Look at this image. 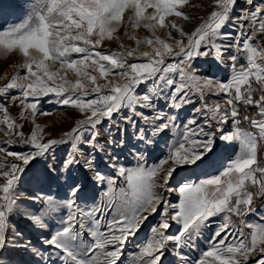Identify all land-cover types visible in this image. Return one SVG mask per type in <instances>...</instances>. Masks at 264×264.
<instances>
[{
	"label": "snow or ice",
	"instance_id": "1",
	"mask_svg": "<svg viewBox=\"0 0 264 264\" xmlns=\"http://www.w3.org/2000/svg\"><path fill=\"white\" fill-rule=\"evenodd\" d=\"M186 3L0 5V55L16 65L0 78V125L21 145L0 147V264H125L130 243L135 264H264V213L244 219L264 198V0H203L195 30L176 19L192 18ZM121 30L135 47H106ZM44 105L73 110L74 126L46 132Z\"/></svg>",
	"mask_w": 264,
	"mask_h": 264
},
{
	"label": "rangeland",
	"instance_id": "2",
	"mask_svg": "<svg viewBox=\"0 0 264 264\" xmlns=\"http://www.w3.org/2000/svg\"><path fill=\"white\" fill-rule=\"evenodd\" d=\"M21 2V0H0V5H4L5 7L11 6V5H17ZM30 3L33 5H39L41 3V0H30ZM185 11L189 13L191 19H198V17L206 15V13L202 10L203 9V0H187V3L183 6ZM27 16V13L25 14V17ZM25 17H21L20 19H17L14 16L9 17L10 22H20ZM166 19H168L166 17ZM182 19V18H181ZM190 20V19H189ZM128 31L131 34L138 35L141 38L151 37V32L148 29H136L131 30L128 29ZM161 31L159 28L157 29V35H161ZM121 36V40L110 42L106 45V47H110L112 50H119L120 43H124L125 45H130L132 47H135V41L129 40L128 37L123 36V30L119 33ZM154 38V37H153ZM161 38H166V32L161 35ZM143 48V46H141ZM0 78L11 76L16 71V65L13 63H9L8 57L0 55ZM2 68V69H1ZM209 73V71H206ZM2 82V81H0ZM11 112L15 113L16 109L14 106H9ZM189 110L181 109L180 112L177 114V123L181 125L183 122L187 119L188 116L191 115L190 108L191 106H186ZM45 110L48 112L47 115L44 116H38L37 123H39L46 132H50L53 134L55 138H59L60 135H62L63 131L70 130L71 127L74 126L75 123V113L73 110L62 108L59 105H44ZM23 123V121H20ZM107 121H105V127H107ZM30 124H26L24 128L20 129V131L25 132L26 134L30 132ZM7 125H0V147H9L12 149H19L21 145L19 144H12L10 143L12 140L17 139L15 136V130H12V135H6L7 131ZM112 131H116L115 126L112 127ZM246 132V131H243ZM248 132V131H247ZM118 134V133H117ZM105 137L101 138V142H103V139ZM175 139V136L172 133H169L167 136V140L169 143H171ZM237 145V150L233 154V158L235 155H239V141L235 142ZM165 151V144L163 141H161L159 147L154 151L153 155L159 159L161 155L164 154ZM0 159H5V153L0 152ZM7 160H11V157H6ZM123 159V158H122ZM190 174V173H189ZM181 175H184L182 173ZM0 180H2V177H0ZM28 185H25L27 187ZM257 214H251L249 216L244 217L245 220L253 221V222H260L258 214L264 213V203L256 209ZM236 219V220H235ZM239 219L237 217H233V223L239 226ZM215 222L218 223L221 220V217L214 218ZM216 223L211 224V229L205 230V235H211V231L215 230ZM17 228L23 232L26 233L28 238L35 239L36 234L31 232L29 229L27 223L21 218L17 221ZM151 238V233L149 232L145 238H142V243H147V240ZM138 251V246H134L132 243L128 245V250L125 253L126 260L125 264H135L136 260V254Z\"/></svg>",
	"mask_w": 264,
	"mask_h": 264
},
{
	"label": "crops",
	"instance_id": "3",
	"mask_svg": "<svg viewBox=\"0 0 264 264\" xmlns=\"http://www.w3.org/2000/svg\"><path fill=\"white\" fill-rule=\"evenodd\" d=\"M204 70L209 71V73H215L220 79H224L225 76L228 75L227 67H224L215 61H211L210 63L205 64ZM206 74H207V72H206Z\"/></svg>",
	"mask_w": 264,
	"mask_h": 264
},
{
	"label": "trees",
	"instance_id": "4",
	"mask_svg": "<svg viewBox=\"0 0 264 264\" xmlns=\"http://www.w3.org/2000/svg\"><path fill=\"white\" fill-rule=\"evenodd\" d=\"M241 130L242 131H252V129L250 128V126L248 125L247 122L245 121H241ZM264 203V198H261L257 195V197L255 198L254 200V203H253V207L255 209L259 208L262 204ZM236 220V219H235Z\"/></svg>",
	"mask_w": 264,
	"mask_h": 264
},
{
	"label": "bare ground",
	"instance_id": "5",
	"mask_svg": "<svg viewBox=\"0 0 264 264\" xmlns=\"http://www.w3.org/2000/svg\"><path fill=\"white\" fill-rule=\"evenodd\" d=\"M200 20L199 19H195V20H193L192 22H190V21H187V22H185L183 25L184 26H186V27H188V28H193V27H195V25L196 24H200ZM1 67V66H0ZM2 69V68H1ZM193 167H195V166H193Z\"/></svg>",
	"mask_w": 264,
	"mask_h": 264
},
{
	"label": "built area",
	"instance_id": "6",
	"mask_svg": "<svg viewBox=\"0 0 264 264\" xmlns=\"http://www.w3.org/2000/svg\"><path fill=\"white\" fill-rule=\"evenodd\" d=\"M178 21H179V23L181 24V25H183L185 22H187V21H190V22H192L194 19H190V20H183V19H181V18H176ZM184 26V25H183ZM199 26V24H196L195 25V27H198ZM195 27H193L192 28V30H195ZM222 66H224V67H227L226 65H222Z\"/></svg>",
	"mask_w": 264,
	"mask_h": 264
}]
</instances>
